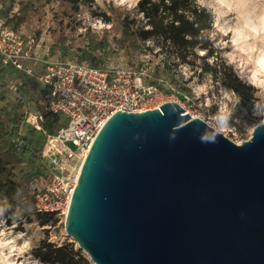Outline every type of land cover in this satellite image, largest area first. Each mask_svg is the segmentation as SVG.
<instances>
[{"label":"water","instance_id":"1","mask_svg":"<svg viewBox=\"0 0 264 264\" xmlns=\"http://www.w3.org/2000/svg\"><path fill=\"white\" fill-rule=\"evenodd\" d=\"M64 230L93 264H264V122L236 144L175 102L116 112Z\"/></svg>","mask_w":264,"mask_h":264},{"label":"rangeland","instance_id":"2","mask_svg":"<svg viewBox=\"0 0 264 264\" xmlns=\"http://www.w3.org/2000/svg\"><path fill=\"white\" fill-rule=\"evenodd\" d=\"M21 1L23 0L14 1L10 16L18 13ZM43 1L49 2L45 7L47 15L42 24L34 26L41 29L40 37L34 36L33 27H21L16 32L23 39L28 54L33 57L26 66L35 73L42 70L45 62H78L77 49L81 46L78 35L84 33L86 28H90L99 37H102L105 31L109 32L111 25L104 24L92 14L96 7L100 10H105L107 6L132 10L140 0H95L96 6L93 8L81 7V14L77 16V21L81 23L80 28L75 33H66V54L54 45L51 36V31L57 27L52 19L59 3L55 0ZM196 3L211 11L214 18L212 39L241 81L254 89V101L244 104L227 87L215 85L210 76L192 77V67L189 65L172 67L160 77L159 83L163 87L165 83H170L171 78L178 81L180 86L188 91L173 88L183 95L185 101L167 94L164 95L165 100L177 103L190 112L192 117L201 119L226 138L240 144L248 141L254 127L264 121V0H196ZM108 42L110 50L105 55V68L132 69L141 73L143 82L149 85L154 69L163 67L162 56L126 55L115 45L113 34H109ZM41 93V87L31 79L0 65V107L10 108L18 98L23 101L25 111L35 115L36 107L41 101ZM2 96L5 97L6 104H3ZM31 129L32 127L25 123L20 132L33 138ZM233 132L237 135H232ZM37 135L36 140L43 142V135ZM68 146L75 149L72 143ZM41 162L30 165L24 158L15 169L17 180L25 179L30 182L31 196L48 181L46 166ZM43 240L57 246L71 243L75 250L88 259L77 243L66 235L64 218H54L49 225L40 227L33 208L22 207L8 220L2 217L0 209V264H33L34 260L28 255V251ZM88 261L93 264L89 259Z\"/></svg>","mask_w":264,"mask_h":264},{"label":"trees","instance_id":"3","mask_svg":"<svg viewBox=\"0 0 264 264\" xmlns=\"http://www.w3.org/2000/svg\"><path fill=\"white\" fill-rule=\"evenodd\" d=\"M14 1L0 0L1 17L15 32L21 27H33L34 36L40 37L41 29L34 26L42 24L47 15L45 7L49 2L23 0L19 3L18 13L10 16ZM55 1H58L59 8L53 13L52 21L57 27L51 31V36L54 45L66 54V33L77 32L81 24L77 21V16L81 14L80 8H93L96 6L95 0ZM92 12L104 24L111 25V28L109 32L105 31L102 37L90 28L78 35L81 40V46L77 49L79 63L85 62L91 67L104 69L105 55L110 50L108 36L113 34L115 45L126 55L163 57V67L154 69L150 84L162 89L165 95L172 93L163 89L159 83L160 77L172 67L189 65L192 67V77L210 76L215 85L227 87L244 104L254 101V89L241 81L212 39L214 18L211 11L198 5L196 0H140L132 10L107 6L105 10L96 7ZM169 61L173 63L168 64ZM169 85L188 91L173 78L170 79ZM176 97L182 102L185 101L180 93L176 94ZM1 100L6 104L4 96ZM14 102V106L10 108L0 107V209L5 220L15 216L17 210L22 207L33 208L30 182L25 179L17 180L15 169L24 158L30 165L40 163L43 143L40 139L36 140L35 135L40 137V133L33 128V138L21 134L20 129L26 120L25 105L18 98ZM36 109L37 113L42 111L41 101ZM44 116V128L49 132L57 130L61 116ZM49 178L48 176V180ZM54 218L56 217L53 215H37L40 227L49 225ZM28 255L43 264H91L71 243L57 246L43 240L38 246L30 249Z\"/></svg>","mask_w":264,"mask_h":264},{"label":"built area","instance_id":"4","mask_svg":"<svg viewBox=\"0 0 264 264\" xmlns=\"http://www.w3.org/2000/svg\"><path fill=\"white\" fill-rule=\"evenodd\" d=\"M31 60L21 36L0 15V65L26 76L42 89V111L35 115L27 111L25 120L44 137L40 159L50 177L33 193V211L65 219L82 162L106 121L118 111L142 113L159 109L167 101L162 89L146 85L143 75L132 69L45 62L35 73L26 66ZM163 87L172 93L171 97L178 94L167 83ZM45 114L61 116L54 132L42 125Z\"/></svg>","mask_w":264,"mask_h":264},{"label":"bare ground","instance_id":"5","mask_svg":"<svg viewBox=\"0 0 264 264\" xmlns=\"http://www.w3.org/2000/svg\"><path fill=\"white\" fill-rule=\"evenodd\" d=\"M121 1H126V0H121ZM165 103H172V102H165ZM186 112L190 115V112H188L187 110H186ZM264 122V121H263ZM263 122H261V123H263ZM36 263H38V264H43V263H41V262H39V261H36V260H34V262H33V264H36Z\"/></svg>","mask_w":264,"mask_h":264}]
</instances>
